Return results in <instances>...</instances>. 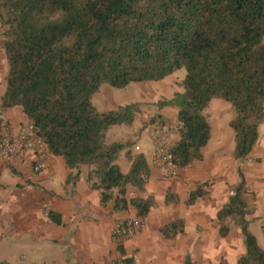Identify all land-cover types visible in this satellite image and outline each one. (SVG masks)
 <instances>
[{
  "label": "trees",
  "instance_id": "obj_1",
  "mask_svg": "<svg viewBox=\"0 0 264 264\" xmlns=\"http://www.w3.org/2000/svg\"><path fill=\"white\" fill-rule=\"evenodd\" d=\"M0 25L8 68L0 113L20 108L47 152L69 169L87 167L91 189L115 212L133 208L144 221L155 201L127 195L129 187L142 192L150 177L144 155L128 153L130 167L123 173L116 161L127 145L106 143V132L131 125L139 110H97L92 97L101 85L123 89L184 70L181 92L156 104L175 110L177 140L170 156L179 170L202 160L211 138L204 111L214 99L234 113L229 126L236 161L258 140L264 119V0H0ZM152 122L169 120L156 114ZM2 127L0 119V138ZM237 174L238 184L217 212L219 236H228L234 224L245 249L237 264H264V250L245 218L249 192L240 168ZM202 188L190 193L188 204L207 194ZM176 202L168 191L165 203ZM46 216L62 224L52 210ZM159 232L172 239L184 233V222ZM122 246L116 244L121 263L136 264L124 257ZM183 264H192L188 256Z\"/></svg>",
  "mask_w": 264,
  "mask_h": 264
},
{
  "label": "crops",
  "instance_id": "obj_2",
  "mask_svg": "<svg viewBox=\"0 0 264 264\" xmlns=\"http://www.w3.org/2000/svg\"><path fill=\"white\" fill-rule=\"evenodd\" d=\"M7 71L0 25V100ZM156 114L175 123V111L166 108L149 115L137 114L131 124L148 129L149 149L138 146L132 154L144 155L151 174L142 192L129 187L127 195L143 199L151 195L155 204L144 219L142 230L123 244L124 257H132L136 264H183L186 256L192 264H237L245 253L240 230L230 223L229 235L222 238L217 221V212L239 182L237 168L249 192L245 217L248 228L264 250V119L253 149L245 159L236 161L234 134L229 126L234 113L225 101L212 100L204 111L211 138L202 151V160L170 178H162L152 166V118ZM0 119L2 136L16 134L29 123L18 107L5 109ZM172 140H177L175 134ZM38 160L43 161L44 167L35 173L33 166ZM127 165L128 171V158ZM87 174V167L69 169L62 158L48 152L44 157L30 152L11 161L0 160V241L27 240L44 246L47 264H122L112 231L117 221L134 217L135 210L115 212L110 204L102 206L99 192L87 182ZM199 187L207 194L188 204L190 193ZM168 191L177 196L176 203H165ZM47 210L59 215L62 224L52 223ZM178 220L184 222V233L165 239L159 230ZM255 220L259 225L253 233L251 224Z\"/></svg>",
  "mask_w": 264,
  "mask_h": 264
},
{
  "label": "rangeland",
  "instance_id": "obj_3",
  "mask_svg": "<svg viewBox=\"0 0 264 264\" xmlns=\"http://www.w3.org/2000/svg\"><path fill=\"white\" fill-rule=\"evenodd\" d=\"M184 74V70L181 69L164 80L130 84L123 89L101 85L98 92L92 97V104L101 112L116 110L119 107L132 105L135 108H138V114L141 115H149V112L157 113L166 108L174 110L170 107L159 109L156 104L158 102L168 101L175 95V93L181 92L179 83L183 79ZM148 135V129H139L135 125L128 124L113 126L106 132L107 144H127L125 149L121 150L117 156L116 163L121 172L124 173L127 171L128 153L136 152V147L138 146L148 147L149 149L150 139ZM138 137H140V141H138ZM247 198H249V196ZM256 225H259L257 220L251 224V231L253 230V233L256 230ZM25 239L26 238H22V240ZM45 250L44 246L39 247L35 244H30L27 240H2L0 241V262L7 264H47Z\"/></svg>",
  "mask_w": 264,
  "mask_h": 264
},
{
  "label": "built area",
  "instance_id": "obj_4",
  "mask_svg": "<svg viewBox=\"0 0 264 264\" xmlns=\"http://www.w3.org/2000/svg\"><path fill=\"white\" fill-rule=\"evenodd\" d=\"M176 127L174 123L156 124L152 128L151 139L153 143L152 166L162 178H170L177 174L179 169L173 163L170 150L176 141L172 140ZM36 153L45 156L47 150L43 142L37 137L36 129L31 124L22 125L16 134L1 136L0 138V160L11 161L24 156L26 153ZM44 167L43 161L33 166L35 173ZM144 221L136 217L124 218L116 222L112 234L116 244H124L131 240L142 230Z\"/></svg>",
  "mask_w": 264,
  "mask_h": 264
}]
</instances>
